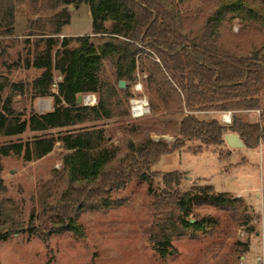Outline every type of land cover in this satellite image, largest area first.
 <instances>
[{"label": "trees", "instance_id": "16d2710c", "mask_svg": "<svg viewBox=\"0 0 264 264\" xmlns=\"http://www.w3.org/2000/svg\"><path fill=\"white\" fill-rule=\"evenodd\" d=\"M83 4L89 7L90 34L60 38L71 17L67 6L76 8ZM18 6L25 9L27 35L33 37V43L24 41L23 66L41 72L27 83L14 82L0 74V139L18 136L27 129L65 130L31 142L0 146V174L1 158L9 154L38 161L50 154L57 143L67 154L61 171H53L52 178L39 185L38 211L26 223L16 220L0 201V242L23 233L44 243L66 233L82 237L84 229L78 221L82 215L119 208L122 202L113 196L131 182L139 181L147 185L152 197L149 206L153 227L146 231L147 239L161 257L171 255L174 237L194 238L210 232L206 223L212 221L187 219L195 206H212L230 213L236 221L248 222L242 216L240 198L227 192L214 193L210 186L200 188V196L178 189L183 177L180 171L162 174L163 190L154 191L151 169L164 155L183 149L197 154L203 148H220L226 131L238 135L247 149L264 144V113L261 121L254 123L237 114L262 110L263 57L228 52L217 45L210 29L188 36L174 0H0V38L14 35ZM243 8L256 16L243 0L227 5L226 12L246 11ZM226 12L219 11L211 21L222 23ZM34 16L37 17L31 19ZM72 43L76 45L72 47ZM139 61L140 72L147 73V83L160 92L168 114L180 111L182 117L171 144L151 139V129L142 128L137 134L132 133L133 140L126 139L114 147L95 124L127 115L120 99L126 90L115 87L105 74L104 65L109 63L118 84L120 80H135ZM13 65L17 67L19 61ZM8 68L10 65L7 73ZM53 71L61 77L56 84ZM25 93L33 99L51 97L53 111L22 119L24 112L13 109V99ZM86 94L98 96L95 106L76 104L77 97ZM222 111L232 112L228 126L214 117L196 116ZM189 142L200 145L187 147ZM218 154L219 160L231 157L229 150Z\"/></svg>", "mask_w": 264, "mask_h": 264}, {"label": "rangeland", "instance_id": "374dc122", "mask_svg": "<svg viewBox=\"0 0 264 264\" xmlns=\"http://www.w3.org/2000/svg\"><path fill=\"white\" fill-rule=\"evenodd\" d=\"M174 1L188 36H197L210 29L214 31L213 37L217 45L228 52L238 56L257 54L264 58V0H243L257 17L245 8L243 9L246 11L239 13L226 12V6L232 5L236 0ZM67 8L71 14L70 19L73 17V20L65 32L84 34L90 31L89 7L83 4L76 8L69 5ZM219 11L226 12L224 21H211ZM26 20L25 9L18 6L14 35L0 38V74H6L14 82L27 83L41 72L32 68L26 69L22 63L25 39L33 43V37L27 35L26 27L23 26ZM94 42L98 43L95 40ZM75 45L71 44L72 47ZM18 61L19 65L13 67ZM141 62H137L135 80L125 81L124 88H118L109 63L104 65V72L115 87L126 90V94H120V99L127 115L104 119L95 124L103 129L105 138L114 147L121 146L126 139L133 140L132 133L137 134L142 128H150V138L156 141L171 144L176 137V125L182 112L168 114L160 92L147 83V73L140 72ZM7 65H10L8 73ZM53 75L56 84L60 75L57 71H53ZM137 83L140 84V92L134 90ZM52 91L55 92V89ZM86 95H82V99ZM92 95L95 97V104L92 106H95L98 96ZM131 98L146 99L150 107L149 113L132 119L128 114V101ZM261 103L262 110L259 113L253 111L250 115L239 112L237 114L251 123L261 121L264 94ZM81 105L84 106L83 102ZM52 108L51 97L33 99L30 93H25L13 99V109L24 112L22 119H28L31 114L52 112ZM196 116L200 119L214 117L223 125H229L220 120L218 113L203 112L196 113ZM262 119L264 126V116ZM64 130L31 132L27 129L18 136L0 139V146L31 142L37 137L54 136ZM227 134L233 133L226 131L223 137ZM198 145L199 142H189L187 147L195 148ZM225 150H229L232 157L225 156L219 160L218 152L224 153ZM242 150L229 148L224 137L220 148H203L197 154L183 149L164 155L152 167L151 172L154 174L152 189L157 192L164 187L162 174L180 171L183 177L177 187L182 191L190 190L194 195L200 196L199 189L210 186L214 193L227 192L233 198H240L244 209L242 216L248 220L246 224L234 220L230 213L212 206H195L187 219L189 222L212 221L206 223L210 232L197 234L194 238L189 235L174 237L171 255L161 257L147 239L146 231L153 227V211L149 206L152 197L145 183L131 182L121 193L113 196L115 200L122 202L119 208L91 212L79 218L78 221L84 229L82 237L66 233L52 236L44 243L26 233L10 236L6 241L0 242V264H259L258 257L264 261V144L255 149L254 155H246ZM66 154L60 143H57L50 154L38 161H26L13 154L1 158L0 201H4V209L10 211L16 220L26 223L30 215L38 211L36 191L39 185L50 180L53 171H61L62 160ZM232 169L235 170L231 172Z\"/></svg>", "mask_w": 264, "mask_h": 264}, {"label": "built area", "instance_id": "2783aa9c", "mask_svg": "<svg viewBox=\"0 0 264 264\" xmlns=\"http://www.w3.org/2000/svg\"><path fill=\"white\" fill-rule=\"evenodd\" d=\"M134 90L135 92L138 91L140 92V84L137 83L134 86ZM83 105H89L92 106L95 104V97L92 94H87L86 97L84 99H82ZM128 106H129V116L132 119H137L140 117H143L145 115H147L149 113L150 107L148 106L147 100L146 99H135V98H131L128 101ZM256 113H259V110H254ZM220 120H222L223 123L225 124H231L232 120V112L230 111H222L220 113ZM259 264H264V261L258 257L257 259Z\"/></svg>", "mask_w": 264, "mask_h": 264}, {"label": "water", "instance_id": "95a60500", "mask_svg": "<svg viewBox=\"0 0 264 264\" xmlns=\"http://www.w3.org/2000/svg\"><path fill=\"white\" fill-rule=\"evenodd\" d=\"M61 78V77H60ZM125 86V81L120 80L118 83V88H124ZM82 103V95H79L76 99V104L77 105H81ZM225 137V141L228 145L229 148L231 149H238V148H243L244 147V143L241 140L240 137H238V135L235 134H227L224 136ZM190 222H194V221H190Z\"/></svg>", "mask_w": 264, "mask_h": 264}, {"label": "crops", "instance_id": "0c3cea01", "mask_svg": "<svg viewBox=\"0 0 264 264\" xmlns=\"http://www.w3.org/2000/svg\"><path fill=\"white\" fill-rule=\"evenodd\" d=\"M72 20H73V17L70 19V21H69V23L67 24V26L68 25H70L71 24V22H72ZM25 24H26V21L24 22V24H23V26L24 27H26L25 26ZM67 26H65L63 29H62V31H61V34H60V37L61 38H63V37H78V36H84L85 34H90V32H91V29H90V31H88V32H84V34H82V33H78V32H73V31H67V32H65V29H66V27ZM246 114H252V112H246ZM259 147V146H258ZM257 147V148H258ZM257 148H254V149H247V148H245V146L243 147V148H241V149H243L242 151V153H245L246 155H254L255 153H254V151H255V149H257ZM230 154H231V152H230ZM231 157H232V154H231ZM253 157V156H252ZM235 169H232V171L231 172H233ZM230 172V173H231ZM241 191H243V190H241ZM239 195H241V194H239Z\"/></svg>", "mask_w": 264, "mask_h": 264}]
</instances>
